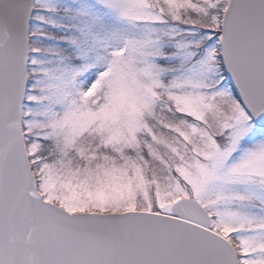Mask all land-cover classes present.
<instances>
[{"label": "snow or ice", "instance_id": "snow-or-ice-1", "mask_svg": "<svg viewBox=\"0 0 264 264\" xmlns=\"http://www.w3.org/2000/svg\"><path fill=\"white\" fill-rule=\"evenodd\" d=\"M0 264H264V0H0Z\"/></svg>", "mask_w": 264, "mask_h": 264}]
</instances>
